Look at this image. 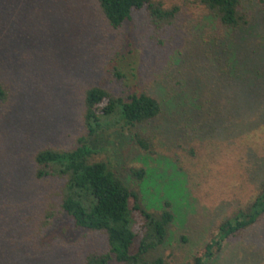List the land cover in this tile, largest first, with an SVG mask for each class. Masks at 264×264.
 I'll return each mask as SVG.
<instances>
[{
  "label": "rangeland",
  "instance_id": "rangeland-1",
  "mask_svg": "<svg viewBox=\"0 0 264 264\" xmlns=\"http://www.w3.org/2000/svg\"><path fill=\"white\" fill-rule=\"evenodd\" d=\"M180 7L156 27L144 13L118 29L96 0H0V78L9 92L0 105V192L50 214L35 258L1 264H83L106 253L102 234L78 229L55 202L62 180L35 179L34 155L70 151L84 127L86 89L127 99L146 93L160 115L140 127L98 137L96 160L123 179L145 171L143 204H172L164 245L171 264H186L219 224L255 196L264 179V0H242L249 23L220 28L195 0H160ZM143 131L153 153L131 136ZM110 264H118L114 260ZM210 264H264V217L224 243Z\"/></svg>",
  "mask_w": 264,
  "mask_h": 264
},
{
  "label": "trees",
  "instance_id": "trees-1",
  "mask_svg": "<svg viewBox=\"0 0 264 264\" xmlns=\"http://www.w3.org/2000/svg\"><path fill=\"white\" fill-rule=\"evenodd\" d=\"M225 30L247 27L249 20L242 10V0H195ZM98 8L113 29L120 28L139 13L147 15L158 28L170 26L180 7L165 8L160 0H96ZM9 92L0 78V105L6 104ZM161 113L158 100L146 93L127 99L101 87L86 89L84 127L70 151L45 148L34 157L35 179L62 180L56 194L59 213L68 216L78 229L102 234L108 251L89 253L83 264H171L164 255V245L173 226L172 204L165 201L159 211L143 204L139 184L145 171L129 167L126 179L107 161L96 160L99 150L94 141L120 128L140 127ZM132 140L143 152L153 153L146 133L139 130ZM48 217H51L49 214ZM47 215L42 216L24 200L0 192V264L5 258H35L39 251ZM264 217V179L255 196L238 207L218 226L216 234L186 264H210L225 242L241 236Z\"/></svg>",
  "mask_w": 264,
  "mask_h": 264
}]
</instances>
